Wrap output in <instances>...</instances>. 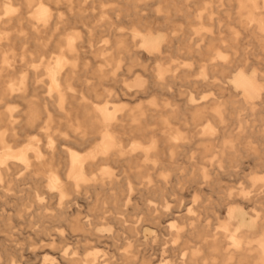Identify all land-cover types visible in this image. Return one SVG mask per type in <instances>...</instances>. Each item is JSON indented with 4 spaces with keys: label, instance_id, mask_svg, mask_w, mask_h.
<instances>
[{
    "label": "bare ground",
    "instance_id": "obj_1",
    "mask_svg": "<svg viewBox=\"0 0 264 264\" xmlns=\"http://www.w3.org/2000/svg\"><path fill=\"white\" fill-rule=\"evenodd\" d=\"M0 264H264V0H0Z\"/></svg>",
    "mask_w": 264,
    "mask_h": 264
},
{
    "label": "rangeland",
    "instance_id": "obj_2",
    "mask_svg": "<svg viewBox=\"0 0 264 264\" xmlns=\"http://www.w3.org/2000/svg\"><path fill=\"white\" fill-rule=\"evenodd\" d=\"M189 195V194H188ZM189 197H190V195H189ZM189 197H187L186 199H188ZM189 201L191 200V197H190V199H188ZM240 227H242V228H244V229H247V230H249V231H253L254 229H256V222L255 221H252L251 219H250V216L248 215V210H244L243 212H242V216H241V218H240ZM174 220H173V218L172 217H168L167 219H165V223H164V225L166 226V225H169L170 223H172ZM158 237L159 238H161V240L163 239V238H169V235H165V234H161V235H158ZM155 244H157L158 245V247H159V245H160V243L159 242H157V243H155ZM160 253H158L157 255H158V258H159V255ZM154 255V254H153ZM157 255H156V257H157ZM154 257V256H153Z\"/></svg>",
    "mask_w": 264,
    "mask_h": 264
}]
</instances>
